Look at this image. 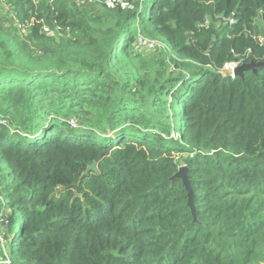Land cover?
<instances>
[{
    "label": "trees",
    "instance_id": "trees-1",
    "mask_svg": "<svg viewBox=\"0 0 264 264\" xmlns=\"http://www.w3.org/2000/svg\"><path fill=\"white\" fill-rule=\"evenodd\" d=\"M260 24L264 0H0V264H264V68L219 73L264 62Z\"/></svg>",
    "mask_w": 264,
    "mask_h": 264
},
{
    "label": "built area",
    "instance_id": "built-area-1",
    "mask_svg": "<svg viewBox=\"0 0 264 264\" xmlns=\"http://www.w3.org/2000/svg\"><path fill=\"white\" fill-rule=\"evenodd\" d=\"M76 5L78 7L90 4V5H95L97 3H100L101 5L109 8V9H115V8H120L123 10H130L133 9L134 7V2L135 0H73ZM140 1H144V0H140ZM235 24V20L233 19V17L231 18H226V17H220L219 22L217 23V25L220 27L221 25H233ZM211 25V19L210 18H206L204 23L201 25L202 27H209ZM46 32H48L49 34H52V32L46 28L45 29ZM259 39V43L262 45L264 44V38L260 35V37H258ZM141 44H143V41L140 40ZM151 44H153V47H155V44L153 42H149ZM150 48V49H152ZM252 51L248 50L246 55H239L237 56V60H233V61H229L227 63H225V65L219 70V73L225 77V78H231V79H236L238 78L236 75L237 70L239 69V67H241L242 65H244V62L246 61L247 57L249 56V54H251ZM75 121L78 127V123L75 119H71L68 123L72 126V122L71 121ZM75 127V128H76ZM74 128V127H73Z\"/></svg>",
    "mask_w": 264,
    "mask_h": 264
},
{
    "label": "water",
    "instance_id": "water-1",
    "mask_svg": "<svg viewBox=\"0 0 264 264\" xmlns=\"http://www.w3.org/2000/svg\"><path fill=\"white\" fill-rule=\"evenodd\" d=\"M214 1V0H212ZM259 32L260 35L264 38V25H259ZM264 68V62L256 63V62H250L248 64H244L236 72V75L238 78H243L244 73L247 71H252L254 73H257L260 69ZM221 151L214 152V155L221 154ZM89 172H96L98 173L97 163L93 162L87 170L84 172V174H88ZM189 169L184 166L179 169V171L173 176L172 180H182L184 186L186 187L187 193H188V207L190 208L192 215L194 217V221H198V215H197V208L195 205V193L192 188L191 180L189 179Z\"/></svg>",
    "mask_w": 264,
    "mask_h": 264
},
{
    "label": "rangeland",
    "instance_id": "rangeland-1",
    "mask_svg": "<svg viewBox=\"0 0 264 264\" xmlns=\"http://www.w3.org/2000/svg\"><path fill=\"white\" fill-rule=\"evenodd\" d=\"M144 1H146V0H144ZM144 1H141V2H144ZM152 3V0H149V3ZM140 40H142L143 41V44H141V48L142 49H144V50H146V51H149L150 50V48H152L153 47V44H151V43H149L148 41H146V40H144V39H140ZM141 43V42H140ZM62 121V120H61ZM73 124H72V127H76L77 126V124H76V122L75 121H71ZM7 215L9 216L10 215V212H8L7 213ZM5 217V216H4ZM16 222L17 221H15V224H14V226H16ZM8 230H9V221H8V218L7 217H5V218H3V219H0V239H2L3 240V237H4V234L5 233H8Z\"/></svg>",
    "mask_w": 264,
    "mask_h": 264
}]
</instances>
